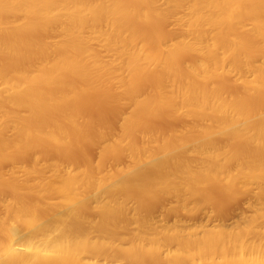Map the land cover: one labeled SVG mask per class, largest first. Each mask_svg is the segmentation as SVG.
Listing matches in <instances>:
<instances>
[{
	"label": "bare ground",
	"instance_id": "obj_1",
	"mask_svg": "<svg viewBox=\"0 0 264 264\" xmlns=\"http://www.w3.org/2000/svg\"><path fill=\"white\" fill-rule=\"evenodd\" d=\"M164 1L0 0V264H264V0Z\"/></svg>",
	"mask_w": 264,
	"mask_h": 264
},
{
	"label": "rangeland",
	"instance_id": "obj_2",
	"mask_svg": "<svg viewBox=\"0 0 264 264\" xmlns=\"http://www.w3.org/2000/svg\"><path fill=\"white\" fill-rule=\"evenodd\" d=\"M164 1V0H163ZM163 1H161L160 2V0H159V5L161 6L162 4L164 5V7H165V5H166V3H165V1L163 2ZM163 5H162V7H163ZM167 25H171L170 24V22L168 23V21L165 23V25H164V28L167 26ZM169 27V26H168ZM171 28H173L172 27V25L170 26ZM171 28H165V30L166 31H171L172 29ZM168 29V30H167ZM105 54V53H104ZM105 107H101V110L102 109H104ZM107 108H105V111L106 112H108V110H106ZM104 112V111H103ZM105 112V113H106ZM109 114V113H108ZM106 115H107V113H106ZM108 116V118L109 119H111L110 117L112 116H110V114L109 115H107ZM113 118V117H112ZM171 124H174V123H172V122H170ZM169 123V124H170ZM163 124H165L166 126H167V124L166 123H162L161 125L163 126ZM239 124H241V123H239ZM163 126V127H166V126ZM170 126V125H169ZM168 126V127H169ZM168 127H166V128H168ZM93 150V149H92ZM91 150V151H92ZM94 152H95V150L94 151H92L91 152V154H93V156H95V154H94ZM250 187V189L252 190V191H256V187H255V185H250L249 186ZM172 199V200H171ZM171 199H167L168 200V204L166 205V204H164L165 205V208L167 207H172L173 206V204H174V206L175 205H177V204H175V203H177L176 201V199L175 198H171ZM240 199V200H239ZM239 199H237V201H229V200H225V201H223L222 203V206H220V209H218L217 207H215L214 205H212V204H207V206L205 205H203V206H201L202 204H201V202L200 201H195V204H194V202H192L193 200H191V202L194 204V206L196 205V208H197V205L198 204H200V207H199V205H198V207L200 208H197L198 210L196 211V212H198L199 211V213L198 214H196V212L194 211L195 210V207H194V212H192V209H193V205H191V206H189L190 204L189 203H187V206H186V210H184V209H182V210H180L181 212H178L175 216L177 217H174V215H172V216H170L171 217V219H170V217L167 215L166 216V214L163 212V210H161L163 213H161V211L159 212V214H165V219L163 218V216L161 215V218H160V215L158 214V212H157V214H158V216H156V214H155V216L156 217H158V218H154L156 221H155V223L158 221L159 223H161V225L159 224V226H162V223L164 224H167V223H169V222H171V223H169V225L170 224H172V226L173 225H176V228L179 230V229H181L180 231L183 233V234H187V233H189V234H193V235H198V233L199 234H201L200 232H204L205 230L204 229H206L207 230V228L208 229H210V228H216V226L217 227H224L225 229H231L234 225L235 226H237L238 224H242V223H244L245 222V220H246V218H248L252 213H253V210H254V205H255V202H254V200H253V198H251V197H244V198H239ZM166 200V201H167ZM173 201V202H171V201ZM165 201V202H166ZM174 201H175V203H174ZM251 201V202H250ZM190 202V203H191ZM198 202V204H196ZM200 202V203H199ZM227 202V203H226ZM191 203V204H192ZM250 204V206H249V204ZM252 203V204H251ZM172 204V205H171ZM224 205V206H223ZM209 206V207H208ZM210 206H213V207H210ZM254 206V207H253ZM191 207V208H190ZM204 207H206V208H204ZM223 207V208H222ZM253 207V208H252ZM213 208V209H212ZM216 208V209H215ZM191 209V213L190 214H192V213H194V214H192L193 216H191V215H189V210ZM214 209H215V211H214ZM188 210V211H187ZM218 210V211H217ZM250 210V211H249ZM185 211V212H184ZM187 211V212H186ZM217 211V212H216ZM220 211V212H219ZM213 212H215V213H213ZM218 213L220 214V216L218 215ZM224 213V214H223ZM214 214H216L217 216H215ZM222 214H223V216H222ZM178 217H180V218H178ZM163 218V219H162ZM167 218H168V221H167ZM160 219H161V221H160ZM174 219V220H173ZM242 221V222H241ZM167 222V223H166ZM163 225V226H168V224L167 225ZM232 226V227H231ZM234 226V227H235ZM132 227H134V226H131V228ZM173 227H175V226H173ZM228 227V228H227ZM188 230H190V231H188ZM191 230H193V231H191ZM204 230V231H203ZM185 233H184V232ZM187 232V233H186ZM191 232V233H190ZM197 233V234H196ZM94 235H96V233H94ZM124 241H122V240H120L121 242H120V245L122 244V246H124V245H126L127 243H126V239L124 238L123 239ZM124 242H125V244H124ZM122 261H125L123 258H121V257H117V259L116 258H113L111 261H112V263H111V261L109 262V263H111V264H115V263H117V264H119L118 262H120V264H121V260ZM100 261H103L102 259L100 260ZM116 261H118V262H116ZM140 264V263H136L135 261L133 262H127V261H125V262H122V264ZM142 264V263H141Z\"/></svg>",
	"mask_w": 264,
	"mask_h": 264
}]
</instances>
